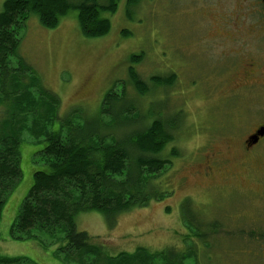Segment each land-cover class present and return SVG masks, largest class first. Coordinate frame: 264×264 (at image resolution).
Returning a JSON list of instances; mask_svg holds the SVG:
<instances>
[{
	"label": "rangeland",
	"instance_id": "374dc122",
	"mask_svg": "<svg viewBox=\"0 0 264 264\" xmlns=\"http://www.w3.org/2000/svg\"><path fill=\"white\" fill-rule=\"evenodd\" d=\"M69 1L77 3L82 0ZM96 1L101 6L106 3V0ZM210 1L138 0L137 4L124 9V0H120L114 14L100 12V17L110 20V30L101 36L82 34L74 8L61 15L57 26L50 29L38 21L36 14L28 13L24 27L22 25L17 31L16 53L32 66L42 84L60 98V118L75 106L79 108L75 116L95 115L104 94L115 86L116 94L124 89L129 99L132 96V102L139 107L141 114L147 115L148 120L152 117H148L147 111L152 108L161 109L160 113L171 120L182 121L177 128L178 135L166 143L162 151L164 158L171 159L160 178L162 187L172 190L167 196L120 214L112 228L107 225L105 216L97 211L76 215V228L86 231L109 255L120 251L133 252L137 247L159 250L174 246L181 251L184 245L194 243L197 257L192 254L181 264H264L236 238L221 240L224 236H232L231 233L210 232L206 245L190 234L186 222L182 221L180 206L186 198L190 201L188 209L192 214L198 212L205 220L221 219L226 226L238 222L233 221V212L242 202L239 199L226 201L213 192L209 193L206 187L222 179L216 176L214 181L197 174L201 169L197 164L203 142L200 138L216 129L217 119L222 118L221 125L227 123L226 105L213 109V104L221 103L213 94L206 101L212 84L203 75L209 57L201 46L199 24L204 19L200 21L199 10ZM215 1L233 11L237 5L245 8L251 0ZM4 2L0 0V11ZM250 5H255V1ZM140 54L142 62L135 67L130 56ZM14 58L11 57V67H16ZM130 65L135 67L148 89L152 73L163 77L174 73L173 84L171 87L163 85L154 99V88H150L146 95H138L132 83L128 82ZM31 91L35 94L33 89ZM193 100H200V105L196 107ZM191 108L197 111L194 113ZM139 113L132 111V114ZM57 125L55 121L53 129ZM114 127L117 130L119 125ZM21 142L22 177L3 204L0 255L24 257L28 259L24 264H66L60 260L63 257L61 253L56 255L61 234L54 238L45 232L32 231L35 234L32 237L13 239L11 236L10 226L31 187L33 172L45 168L37 156L33 158L34 152L44 143L32 139L27 131L23 132ZM216 145L220 146L219 143ZM172 147L177 149L176 155L171 154ZM248 209L249 212L240 219L243 222L249 221L246 216L254 214V209ZM215 241L217 245L213 244ZM210 244L214 245L213 248H209ZM253 250L257 252L259 248Z\"/></svg>",
	"mask_w": 264,
	"mask_h": 264
},
{
	"label": "trees",
	"instance_id": "16d2710c",
	"mask_svg": "<svg viewBox=\"0 0 264 264\" xmlns=\"http://www.w3.org/2000/svg\"><path fill=\"white\" fill-rule=\"evenodd\" d=\"M118 1L106 0L104 6L96 0L77 3L5 0L3 3L0 11V218L4 202L22 177L20 146L22 134L27 131L32 139L44 143L33 158L37 156L45 168L33 172L31 187L10 226L13 239L35 236L32 231L45 232L54 238L61 234L56 255L61 253L60 260L66 264H181L192 254L196 255V244L184 245L181 251L174 246L159 250L137 247L133 252L109 255L86 231L76 228V215L80 212L97 211L112 228L120 214L145 207L172 191L162 187L160 178L171 164V159L164 158L162 151L166 143L175 139L173 133L179 126L176 119L159 113L161 109L149 108L148 117L152 119L148 120L132 102V96L129 99L124 89L116 94L115 86L104 94L95 115L75 116L79 112L75 106L60 118V98L42 84L32 66L16 53L17 31L24 27L28 13L36 14L38 21L50 29L57 26L61 15L74 8L82 34L94 37L110 30V20L100 17V12L114 14ZM12 56L16 67L10 66ZM141 59L142 54L130 56L135 67ZM135 67L128 66V82L138 95L148 94L156 85L171 87L173 84L151 76L148 89ZM132 111L140 113L136 115ZM106 117L110 120H105ZM55 121L58 125L53 129ZM115 125H119L117 130ZM176 151L172 147L171 154L176 155ZM189 203L187 198L181 203L182 221L197 240L208 245L206 239L210 232H225L232 236L221 240L236 238L245 246L250 244L248 237L244 239V233L232 232L221 219L205 220L198 212L192 214ZM216 242L213 244L217 245ZM213 246L210 244L209 248ZM27 260L21 256L0 255V264H24Z\"/></svg>",
	"mask_w": 264,
	"mask_h": 264
},
{
	"label": "flooded vegetation",
	"instance_id": "af4514ba",
	"mask_svg": "<svg viewBox=\"0 0 264 264\" xmlns=\"http://www.w3.org/2000/svg\"><path fill=\"white\" fill-rule=\"evenodd\" d=\"M251 1L255 5H250ZM251 1L245 8L237 5L231 11L212 0L199 10L200 21L204 19L199 24L201 46L209 57L203 75L212 84L206 101L213 94L221 101L213 104V109L226 105L227 123L221 125L222 118L217 119L216 129L200 138L203 142L197 164L201 169L197 174L214 181L216 176L222 179L206 187L209 193L226 201H242L233 212V221L238 222L228 228L244 233L250 242L247 251L264 263V3ZM135 4L124 0L123 6L128 9ZM151 76L171 81L174 73ZM162 86L154 87L153 99ZM193 101L196 107L201 103ZM173 135L176 137L178 131ZM248 207L254 214L243 222L240 219L249 212ZM256 247L257 252L253 250Z\"/></svg>",
	"mask_w": 264,
	"mask_h": 264
},
{
	"label": "water",
	"instance_id": "95a60500",
	"mask_svg": "<svg viewBox=\"0 0 264 264\" xmlns=\"http://www.w3.org/2000/svg\"><path fill=\"white\" fill-rule=\"evenodd\" d=\"M263 3H264V0H263Z\"/></svg>",
	"mask_w": 264,
	"mask_h": 264
}]
</instances>
